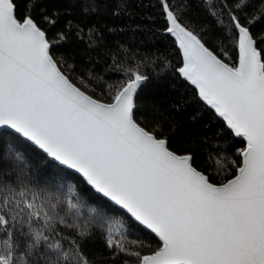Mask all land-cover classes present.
I'll use <instances>...</instances> for the list:
<instances>
[{
	"label": "trees",
	"instance_id": "trees-1",
	"mask_svg": "<svg viewBox=\"0 0 264 264\" xmlns=\"http://www.w3.org/2000/svg\"><path fill=\"white\" fill-rule=\"evenodd\" d=\"M32 19L70 79L111 102L145 79L135 118L210 180L236 175L245 140L183 70L184 50L168 11L227 63L238 66L240 27L264 63V0H11ZM152 232L75 171L9 129L0 131V264H140L161 247Z\"/></svg>",
	"mask_w": 264,
	"mask_h": 264
},
{
	"label": "water",
	"instance_id": "water-1",
	"mask_svg": "<svg viewBox=\"0 0 264 264\" xmlns=\"http://www.w3.org/2000/svg\"><path fill=\"white\" fill-rule=\"evenodd\" d=\"M184 74L246 142L235 176L217 184L135 118L145 79L111 101L75 84L32 20L0 0V131L12 130L81 175L161 241L140 264H264V63L240 27L238 66L218 56L168 11Z\"/></svg>",
	"mask_w": 264,
	"mask_h": 264
}]
</instances>
